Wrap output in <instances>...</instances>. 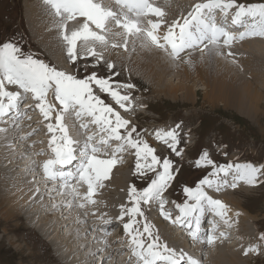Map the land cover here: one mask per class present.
Masks as SVG:
<instances>
[{"label": "rangeland", "instance_id": "374dc122", "mask_svg": "<svg viewBox=\"0 0 264 264\" xmlns=\"http://www.w3.org/2000/svg\"><path fill=\"white\" fill-rule=\"evenodd\" d=\"M239 1L264 2L263 0ZM111 3L114 4L112 1ZM27 5L33 7V13L27 15L26 17ZM36 6L38 7L37 4H33L32 0H0V45L11 43L19 47L24 56H31L32 58L47 64L49 67H52L57 71L65 72L68 75L75 76L77 79H86L90 75H96L100 79H107L111 84L114 85V90L118 91L122 95L131 97L130 101L125 102V107L131 109L130 111L126 112L120 108V106L117 105L110 96L101 92L95 85L92 86L96 94L102 95L101 100H103L107 106L112 107L114 111L120 114L122 119L129 122V129L136 128L137 131L133 133L134 140H140L144 143H147L149 147L154 149L155 155L161 161L169 160L172 162L173 172L176 174V179L171 182V187L166 191V193L170 195L172 201L175 203L185 200L189 201L190 199L185 195L184 192L185 188L189 189L190 187H193L192 189H197L199 186V181L204 175H208V180L210 181L215 180V178L221 176L222 173H220L218 176L213 175V173L216 172L220 167L232 165L234 161H250L251 163H254L255 167L264 170V119L258 120L257 118H260V116L248 118L245 117L246 115L242 114V111L234 108L231 106V104L228 108H225L224 106H221L220 101L210 103L208 99H204L205 90H196L192 92L193 95L191 94L190 96L192 99H188L183 96V92H185L183 88L178 89L180 91H177L179 93H177V98L171 97L170 99V97L158 95L156 92H154L155 87L150 85V79H148L150 81L148 83L144 78V75H140L137 70H133L131 66L128 65L131 59L135 58L139 60L140 57L136 56L137 54H140L137 52L138 47L133 46L134 44L132 43V39L129 43V39L127 41H123L124 38L122 36L117 37L120 42L115 44L117 45L116 47H112L114 43L109 42L112 39L111 30L107 32L106 39L108 43L106 45L93 44L92 42H88L86 44L83 41L78 42L76 48L77 62L76 64H73L67 56L66 44L62 39V35L65 34L64 30L62 27H58V30L55 32L53 30L46 29L48 27L45 25V22L42 24L43 21L37 14ZM28 17L34 20L36 22V26L42 31H38L36 28H34V26L31 24V21H28L30 19ZM54 24L56 23L54 22L53 25ZM148 28L149 27L143 29L147 30ZM66 29V34L70 35L71 30L76 28L68 30L66 27ZM59 30H62L60 35ZM93 30H95L94 27ZM166 34L167 33H165V35ZM42 36H47L50 38L51 42L49 41V43L52 47L54 45L53 42L58 41L57 46L59 51L56 53L62 58L61 62L58 61L59 59L56 57L57 55L54 57L55 52H53V50L52 54L48 50L49 45H47L46 50L42 43ZM132 38L136 39L135 36H132ZM90 48L95 50L96 55H93L92 52L88 50ZM99 52L100 54H98ZM189 54L193 55V53ZM236 56L240 58L238 53ZM201 57H203V55ZM246 57L247 56H243L241 59L243 60ZM53 61L61 66H57ZM178 63L179 62L176 63L175 68L177 67ZM109 65L113 67H109ZM178 67L180 70L181 65L178 64ZM165 70V73L163 72L161 77L163 79L166 77L168 81L175 85L179 79L176 78V81H173L175 78H171L175 76H168L172 72L168 68ZM240 71L243 70L240 68ZM245 72H240V74L242 73L244 75ZM243 75L242 77L245 79L246 76L244 77ZM179 76L180 75H178V77ZM181 82L185 83L187 86L190 84L187 83V80L185 79H181ZM193 84L194 81L191 82L190 86ZM124 85H131L132 87L125 88L123 87ZM254 85L257 86L258 84ZM15 87L17 86L8 85L6 83L5 90L13 93ZM198 88H201V86H198ZM261 95L264 97V93ZM47 98L50 106L53 108L52 104L55 100L53 92H49ZM34 101L38 102L37 100ZM22 102L24 105L27 103L25 101ZM18 105L19 109L23 107L22 104ZM22 110L27 111L26 105L21 109V111ZM28 111L33 113L32 108H28ZM61 111L62 107H60L59 113ZM22 118L23 116L18 118L17 121L22 122ZM255 120L260 122V126H257L256 122L254 123ZM170 131H175L178 135L179 143L176 152H173L166 143H163L162 140L158 138L157 135L158 133L163 135ZM5 141L8 142L3 146L7 148L9 155L4 158L5 161L1 162L4 166H6L7 170H9V168L13 169V171L9 170V172L13 174L15 171L17 172L16 175L18 182H16V184L23 186L24 183L30 181L27 177H30L32 173L31 166H35L37 161L34 160L32 154L30 155L31 158H27L25 156L28 155L18 156L21 155V153H17L18 157L13 158L12 155H14L15 151L17 150L15 144L9 142V139H6L5 137L0 140V144L4 143ZM169 143H171V141H169ZM50 151L51 149L48 146L47 152ZM177 153L180 154L178 155ZM205 154L212 161V164L215 165V167L211 165L207 167L196 166L197 162L200 161ZM119 155L120 159L117 158L118 155L115 156V158L119 159V162L115 166H121L120 168L122 169L126 159L124 158L125 156H123V154L120 153ZM105 157L110 158L108 155H105ZM136 163L137 156L136 149H134V159L132 160L131 164L128 163L130 165L125 167V171L123 172V174L129 179H127L128 182H126V185H124L127 188L128 194L131 191L130 188H132L131 186L133 184L138 186L137 191H143L145 190V186H149L151 181L156 177V173L151 171L146 172L145 175L138 176L136 173ZM157 171H162V169L158 167ZM34 176L38 177V179H35V183H37L39 193L42 195L39 201L46 204L47 211L46 213L41 212L40 214H34L31 219L33 224L38 226V220H42V218H44L46 215H49L50 218H59L62 215V218L64 219L70 215L71 217L72 215H76V209L73 207L68 209L69 206L64 201V195L61 194L65 191L63 188H59V186L58 188H55L54 186H56L57 183H55L53 186L46 185L45 182L38 183L41 178L36 175ZM232 179L236 181L237 177L233 175ZM42 180L45 181L44 179ZM226 180L227 179L225 178L223 181L226 182ZM260 183L261 180L257 184ZM239 184H243V182H240ZM73 186H75V183ZM248 189H250L248 190V193H241L239 190L236 191L234 197L240 202L241 207L244 208L245 212L247 211L249 213L248 215L254 216V218H248L247 224H249V227L245 228L246 226H239V222H241L239 219H242V217H240L239 214L235 215L234 211H232L231 223L235 226L238 224L240 230H243L244 228L243 232L245 234L250 236L254 234L256 239L261 243H259L258 246L251 245L249 242H247V240H245L246 236L244 237L242 235L244 233L240 231L241 234L236 235L237 237L235 236V238L231 241L232 243L227 245H233L236 242H240L245 247L248 246L249 248L251 247V249L256 248L254 253L251 252V255H247L249 257H247V261L244 263L264 264V239L261 238L264 236V184L258 188L253 186L252 189L250 186ZM6 193L7 191L5 188L4 190L0 189V194H2L3 197H6ZM24 195L25 192L19 194L21 198ZM163 195L166 198V194L164 193ZM162 198L165 200L164 197ZM129 199L131 202L133 197L130 196ZM165 202L168 203V198L165 200ZM143 205L144 206L140 208L143 212V216H141V218L149 217V212L151 213V210H153L155 213L153 215L155 219L162 217V214H160V206H148L144 203ZM174 205L175 204L172 202L168 203L166 208H169L170 210L163 208V212H172L173 209L170 207H173ZM21 207L22 203L15 204L14 209L0 205V264H59L52 247L50 248L46 243L47 238L45 236H43L45 239L40 237V233L38 234V232L26 225L25 216L23 217L19 213H24V211L20 209ZM132 207L133 205H130V208ZM78 214L74 217L75 219L72 218L73 222L55 227L53 229L55 230V234L57 236L67 235L68 237H71L73 236V231L77 229L81 230L82 232H87V235L83 237V240L87 241V245L82 248V253L85 256H89L88 264H115L116 262H120L119 259L123 263L122 255L117 253L121 252L118 250V245L116 243L117 241L113 242L112 244L114 249L116 246L115 251L117 255L114 253L111 254L110 251L107 252L104 249H94V242H90V240L96 237L95 233L99 230L92 228V231H89L86 222H84L86 221L85 218L82 214ZM237 215H239V217ZM80 219L82 221H80ZM51 223H54V220ZM81 226H83V228H81ZM85 229H87V231ZM113 229L116 230L115 224ZM123 229L124 227L122 230ZM122 230L117 231L118 235L117 232L113 231V236L116 235L118 237L119 235L121 236L122 233H127L125 230ZM135 232L136 228L134 226L132 230L133 235H135ZM55 234H53V236H55ZM108 237L105 236V239L108 240ZM107 240H105V243L107 242L106 245H108ZM58 243V246L64 250H68L70 248V244L66 243L65 241L60 240ZM125 243H129V241H125ZM103 244L104 242H102V245ZM242 244L241 246L240 244L236 246L237 248L240 247L239 249L241 254L243 251ZM193 248H198V246ZM108 249L109 248L107 247V250ZM199 249L201 250V247ZM234 251L235 249H233V252ZM213 253L214 249L206 248L204 250V259L206 256L205 254L213 255Z\"/></svg>", "mask_w": 264, "mask_h": 264}, {"label": "snow or ice", "instance_id": "6c2138e0", "mask_svg": "<svg viewBox=\"0 0 264 264\" xmlns=\"http://www.w3.org/2000/svg\"><path fill=\"white\" fill-rule=\"evenodd\" d=\"M119 6L120 12H114L104 6L103 0H44L57 16H64L67 20L84 18L85 22L79 30L72 31L70 35L66 34L67 29L62 25L64 33L62 39L66 44L67 56L73 64L77 62V43L92 42L93 44L106 45L107 32L110 24L116 28L123 29L124 35L141 36L144 35L152 45L167 51L171 48L173 58L180 57L185 50L201 47H207L210 43L212 46L219 47L221 38L224 47H231L233 41H242L249 38H264V3L259 5H240L235 0H211L209 3L197 4L188 18L183 23L175 21L173 26L168 29L167 34L163 37L165 43L160 42V37L155 33L162 27L160 23L149 21L150 27L145 30L139 26L140 18L145 16L163 17L165 12L153 6V0H113ZM232 9H237L233 24L240 27H247L248 30L242 32L239 36L230 34L222 26H217L214 15L219 10L227 18ZM205 13L210 15L206 16ZM133 17L135 19H133ZM251 21V23H248ZM98 30H93V27ZM117 45L113 44L112 47ZM126 48V43H125ZM93 55H96L94 49H89ZM209 51L211 49L209 48ZM232 55L231 52L228 53ZM109 67H113L109 65ZM5 82L8 85H14L20 88L25 94L31 93L33 99L40 102V112L45 119H51L50 113L55 109L47 104L46 98L49 92H53L54 97L62 107V111L57 115L56 128L48 125V131L60 133L59 137L53 135L49 141V147L53 153L52 159L43 164L44 177L48 181H59L61 187L70 189L73 199L78 197V190L73 186V181L85 183L88 188V195L83 199L90 203H95L91 199L95 195V189L101 186V182L110 178L112 168L118 163L115 156L123 152L124 147L136 149L137 163L136 173L138 176L145 175L151 171L156 173L150 185L143 191H137L132 187L130 196L133 197L134 207L128 210L132 216H143L140 204H148L152 201L159 202L161 214L166 220H171V214L163 212L165 201L162 199L163 194L171 187V182L176 179L173 172V164L169 160L157 158L154 149L140 140L133 139V133L137 130L132 128L126 136L121 135L122 129H127L129 122L121 118L120 114L107 106L103 100L94 94L93 85L103 93L110 96L117 105L124 111L131 109L125 107V102L131 100V97L122 95L114 90V85L107 79H100L96 75H90L86 79H77L75 76L68 75L65 72L57 71L47 64L32 58L24 56L21 49L11 43L0 45V119L9 116L13 110H17L18 101L21 100L19 93L13 94L5 90ZM123 87H132L124 85ZM8 103H3L4 100ZM74 112L77 120L83 121L90 118L92 124L99 130V140L95 134L87 136L86 141L80 145L79 151L76 142L69 136L68 128L64 124L65 113ZM114 118V119H113ZM90 125L81 123L80 128L85 132ZM158 138L166 143L173 151H177L179 143L178 135L175 131L166 134H157ZM111 141H120L121 145L113 149L112 159H100L98 156L106 153L102 152L101 146H110ZM171 141V143H169ZM178 155L180 153H177ZM150 161V162H149ZM213 166L212 161L205 154L197 162V167ZM162 171H157V168ZM230 171L237 174V180L232 184L236 187L237 183L243 182L250 186H256V181L264 170L253 167L252 165H236L220 167L213 175L225 176ZM204 185L213 187V181L205 180ZM185 195L192 201L195 206L185 204L183 207L177 205L181 216L173 223H181L191 231L189 235L194 241L212 244L215 242L211 236H201V220L205 208L211 209L217 216L224 218L226 212L225 206L217 200L207 196L201 188L196 190L184 189ZM63 194V193H61ZM84 208V204L79 205ZM123 219V216H121ZM136 221L125 225V231L131 236L132 255L136 257L139 264H198V261L192 258H186L183 255L176 256V253L168 248L165 244L161 246L157 241L158 237L153 238L150 226L145 224L143 233L136 230L133 235L132 229ZM151 243L145 246L143 236ZM264 239V236L261 237ZM162 247V251L160 250ZM248 251L255 252V249ZM248 252H245L247 255Z\"/></svg>", "mask_w": 264, "mask_h": 264}, {"label": "bare ground", "instance_id": "6f19581e", "mask_svg": "<svg viewBox=\"0 0 264 264\" xmlns=\"http://www.w3.org/2000/svg\"><path fill=\"white\" fill-rule=\"evenodd\" d=\"M111 1L112 0L110 1L103 0L104 6L106 8H110L114 12L119 13L120 12L119 6L116 5L113 1L112 2L114 4H112ZM32 2L33 4L35 3L38 5V7L36 6L37 7L36 11L37 14L40 16L41 20L43 21L42 24L45 22V25L48 27L46 29L53 30L55 32L56 30H58V27H61L64 24L68 28V30H71L72 28H76L74 30H71L72 32L79 30L82 27L83 23L85 22L84 18H78L69 21L64 16H57L52 10V8L44 3V0H32ZM197 4H203V1L202 0H160L154 3V7L161 9L163 12H165V15L163 17L152 16L150 17V19H145L141 17L139 26L140 27L143 26L147 28L148 26H150L149 21H151L152 23L162 24V27L159 28L156 31V33L158 36L161 37L160 42L165 43L163 37L165 36V33L168 32V30L166 29L171 28L175 21L183 22L185 18H188L189 14L192 12V10ZM26 8H27L26 10L27 11L26 17H27V15L33 13V7L27 5ZM236 11H237L236 9H232L229 12L227 18L230 19L234 17L233 14L236 13ZM205 15L208 16L210 14L205 13ZM211 15H214L216 22L220 17L225 19V17L222 14L220 13L216 14V11ZM133 19L135 18L133 17ZM28 21H31V24L38 31H42L39 30V27L36 26V22L34 20L30 18ZM54 22L56 24L53 25ZM248 23H251V21H249ZM244 28L248 29L247 27ZM109 30H111V36H112L111 41H109L110 43H114V44L119 43L120 40L117 38L118 36H122L124 38L123 41H127L129 39L128 43L132 39L133 41L132 43L134 44L133 46L138 47L137 52L140 53L137 54L136 56H139L140 58L139 60L135 58L131 59L128 65H130L133 70H137L140 75H144V78L148 83L151 81L150 85H152V87H155L154 92H156L158 95H162V96L164 95L170 97V99L171 97L177 98L178 96L177 91H180L178 89L183 88L185 90V92H183L184 94L183 96L188 99L189 98L192 99L190 97L191 94L193 95L192 92L196 90H205L204 99H208L210 103H213L215 101H220L221 106H224L225 108H228L229 105L231 104V106H233L234 108L242 111L243 112L242 114L246 115L245 117L252 118L253 116L255 117L260 116V118H257L258 120L264 119V97L263 95H261L264 93V40L262 41L259 37L249 38L242 41L239 40L233 41L231 47H224V46L215 47L209 43L207 47H204V50L201 53L197 54V52L202 51L201 49H199L198 51H195L193 55L189 54L192 52V48H191L182 52L181 56L175 59L170 54L171 53L170 47L168 48L167 51L159 49L154 45H152L151 42L144 35L135 36L136 39L132 38V36L129 38L128 36L124 35L123 29L116 28L112 24H110ZM95 31L98 30L95 29ZM61 32L62 30H59V35L61 34ZM227 32H231L230 34L235 35L234 30L232 29H229ZM42 38H43L42 43L44 47L46 48L47 45H49L48 50L51 52V54L53 50V52H55L54 55L55 57L57 55L56 52L59 51L57 46L58 41L53 42L54 45L52 47L49 43L50 38H48L47 36H42ZM209 48L211 49V51H209ZM229 52L232 53L231 56L228 55ZM236 52L240 55V58L236 56L237 54ZM98 54H100V52ZM202 55L203 57H201ZM241 56L242 57L247 56V57L242 60ZM56 57L59 59L58 61L61 62L62 58L60 57V55H57ZM177 62H179L178 64L181 65L180 70L178 69L179 68L178 64L177 67L175 68ZM56 65L61 66L58 65L57 63ZM167 68L172 72L168 76H175L171 78V79L175 78L173 81H176V78L179 79V81L175 85L172 84V82L168 81L166 77L165 79L161 77L163 75L162 73L163 72L165 73L166 71L165 69ZM240 68L243 71H240ZM240 72H245V73L243 75L242 73L240 74ZM178 75L180 76L178 77ZM242 75L244 77L246 76V78L243 79ZM148 79H150V81ZM181 79L187 80V83L190 84L191 82L194 81V84L191 86L189 84V86H187L185 85L186 81L185 83H182ZM254 84H258V85L255 86ZM5 86H6V82H5ZM198 86H201V88H198ZM16 93H19L21 96V100L17 102L18 104H20L22 101L27 102L25 104L27 111L24 110L21 111V109L18 108L17 110H13L9 116H5L2 119H0V140L3 137H5L6 139H9V142L15 144L17 150L15 151V154L12 155L13 158L22 155L23 156L28 155L25 157L31 158L30 155L32 154V157H34V160L37 161V163L35 164V166H31L32 173L30 177H27L31 182L27 181L26 183H24L23 186L17 185L16 184V182H18L16 175L17 172L15 171L14 174L9 172V170L13 171V169L9 168V170H7L6 166H4L1 162V161H5L4 158L9 155L7 148L3 146L8 141H5L4 143L0 144V189L4 190L5 188V190L7 191L5 195L6 197H3L2 194H0V199H1L0 205L9 207L10 209H14L15 204L22 203V207L20 209H22L24 213L23 212H19V213L23 217L25 216L26 225L32 228L33 230H35L36 232H38V234L40 233L39 234L40 237L45 236L47 238V241L46 240L45 241L50 248L52 247L53 252L59 264L60 263L88 264L89 256H85L82 253V248L85 247V245H87V241L83 240V237L87 235V232H82L81 230L77 229L73 231V236L68 237L67 235L57 236L55 234V230H53L55 227H59V225L62 226L73 222L72 218H74L78 213L82 214L83 217L85 218L86 221L84 222H86L89 231H92L94 224H101V225L104 224L108 228L106 231L96 232L95 233L96 237L90 240V242H94L93 245L94 249L96 248L97 250L104 249L107 252L110 251L111 254L112 253L116 255L117 253L121 254V252L116 253L115 251L116 246L115 249L112 246L113 242H116L115 240L116 238H121L119 237L120 236L119 235L114 239L113 231L117 232L116 227L119 228L125 227L126 224L132 223L133 220H135L136 224L134 226L136 230H139L141 233H143V228L145 224L149 225L153 238L155 239L156 237H158L159 239L157 242L161 246L166 244L170 250L176 253L177 257H179V255H181L183 251L186 252V254L203 255L201 256L202 257L201 259L204 260L205 264H245L244 262L247 261V257H249L245 255L248 246L245 247L240 242H236L233 245L230 244L225 246L223 244L221 245L215 240V242L211 244V246H213L212 248L205 247L203 250L202 249L200 250L199 248L201 247L200 245L201 243L200 242H198L199 244L195 243L191 239L190 240L186 239V236L184 237L180 235L181 233L179 232V229L174 224L171 223V220L169 221L166 220L165 218L155 219L152 213L149 214V217L146 218H141L139 215L137 216L130 215L128 212V210L131 209L130 208L131 202L129 199L130 196L127 193V188L124 186L126 185V182H128L127 181L128 177H126V175H124L123 172L125 171V167L130 165L132 160L134 159V149L129 148L127 146H125L123 152H121V154H123L125 156L124 158L126 159V162L124 163V167L122 169L120 168L121 166L120 167L115 166L114 168H112L109 174L110 178L102 181L101 186L95 189V195H93L91 198L95 200V203H90L88 200L83 199V197H86L88 195V188L85 183L79 181L72 182L73 185L75 183L74 187L77 188L78 197H79L73 199L71 195V190L70 189L66 190L63 187H61L60 186L61 182L59 181L45 182L42 179L39 180L38 183L45 182L46 185H52V186L55 183H57L56 186H54L55 188H58V186L59 188H63L65 190L63 192L64 201L69 206L68 209H71L72 207L76 209L75 211L76 215H72V217L70 215L65 219L62 218L63 217L62 215L59 218H55V217L50 218L49 215H46L44 216V218H42V220H38L39 221L38 226L33 224L31 219L34 214H40L41 212L46 213L47 211L46 204L44 202L39 201L42 195L41 193H39L37 183H35V179H38V177H35L34 175L36 176H40V175H37V172L36 170H34V168L37 169L39 167H43L44 163H46L49 159L54 158L53 153L51 151L47 152V148L49 146V141L53 138V135L59 137L60 133L58 132V130L55 133H50L48 131V125H52L53 128H56V118L57 115L59 114L61 105L59 104V101L55 99L53 103V108L55 109V111L50 113L51 119H45L43 114L40 112V108H39L40 102L38 103L35 102L34 101L35 99H33L31 93L25 94L20 88L15 87L13 90V94ZM46 102L48 105H50L48 98H46ZM3 103L7 104L8 101L5 99ZM29 107L32 108L33 113L28 111ZM35 109H37L39 113H35ZM21 116H23L22 122L17 121V119L20 118ZM66 116H67V120H64L63 122L65 126L68 128V132L71 134L69 136L73 139V141L76 142V147L78 150L81 145L79 142L80 136H85V133L81 134L80 124L76 121V118L72 113H68ZM258 120H255L254 123L256 122L257 126H260V122H258ZM14 129L15 131H12ZM128 131H131V129L127 128L126 130H122L123 135L126 136ZM86 139H87L86 137H83L84 141ZM120 145H121L120 142L112 141V143L110 144V146H108V148L113 150L115 148L120 147ZM17 153H21V155L17 156ZM98 158L112 159L113 156H110V158H106L105 155H100L98 156ZM117 158L120 159V155H118ZM117 158L115 159L118 161ZM41 172L42 174H44L43 168L40 170V173ZM233 175L234 174L232 172L229 176L225 177L227 179L225 184L218 186V188L224 189V186L228 185L230 182L234 183L235 181L232 179ZM260 176L261 177L264 176V172H262ZM248 188H250V185L233 189V191L221 195V202L223 203L226 202L233 209L235 215L239 214L240 217H242V219L241 218L239 219L241 220V222H239V226L240 225L242 227L246 226L245 228L249 227V224H247L248 218H254V216L248 215L249 213L247 211H246L247 213L245 212L244 208L241 207L240 202L237 201V199L234 197V194H236V191L238 190L241 193H248L249 192L248 190H250ZM252 188L253 186H251V189ZM22 192H25V195L21 198L19 194ZM80 204H84L85 207L81 208L79 206ZM155 204L158 205V203ZM165 206L167 205L165 204ZM239 215L237 216L239 217ZM121 216H123V219H121ZM53 220L54 223H51ZM80 221L82 220L80 219ZM114 224L116 230L113 229ZM230 225H232V223H230ZM237 226L235 225L228 226L229 230H232L233 232L232 234L233 238L231 240H233L236 235H240L241 234L240 231L242 232L244 231V228L243 230H240V227ZM81 228H83V226H81ZM85 230L87 231V229ZM53 234H55V236H53ZM242 235L244 237L246 236V239L245 238L244 239L247 240V242H249L251 245L258 246L259 243H261L256 239L254 234L250 236L244 233ZM105 236L106 237L109 236L108 240L105 239ZM142 238L144 240L145 246H147L148 243H151V241L148 240L146 234ZM229 238L230 237H228V239ZM60 240L70 244V248L68 250H64L63 248L59 247L58 241ZM101 240L102 242H104L103 245ZM105 240L108 241V245H106L107 242L105 243ZM127 240L131 241V237L129 236ZM191 244L193 245V247H196L197 245L198 248H193ZM239 244L240 246L241 244L243 245L242 254L239 249L240 247L239 248L236 247ZM107 247L109 248L108 250ZM117 247H119V245ZM206 248L214 249V253L213 255L205 254L206 256L204 259V250ZM233 249H235L236 252L235 251L233 252ZM248 249H251V247L250 248L248 247ZM160 250L161 251L163 250L162 247ZM252 253L251 251L249 252L250 255ZM119 261L120 262H116L115 264H123V263L130 264L127 262L126 259H122L123 263L121 262L120 259Z\"/></svg>", "mask_w": 264, "mask_h": 264}]
</instances>
